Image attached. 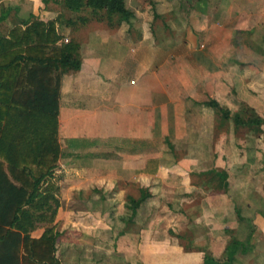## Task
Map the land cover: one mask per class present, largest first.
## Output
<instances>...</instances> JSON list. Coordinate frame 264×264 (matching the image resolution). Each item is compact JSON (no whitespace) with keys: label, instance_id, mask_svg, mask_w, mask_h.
Returning a JSON list of instances; mask_svg holds the SVG:
<instances>
[{"label":"crops","instance_id":"crops-1","mask_svg":"<svg viewBox=\"0 0 264 264\" xmlns=\"http://www.w3.org/2000/svg\"><path fill=\"white\" fill-rule=\"evenodd\" d=\"M153 2L155 11L149 14L148 10L141 13L126 0V8L133 18L128 23L117 20L114 26H99L104 28L100 35L105 40L96 42L94 36L98 31L89 33V30H85L82 41L71 37L72 31L66 36L80 43L82 66L71 75L78 86L68 92L66 103L62 102L61 91L60 117L63 114L68 117L64 126L60 120V142L67 149L63 158L73 163V169L63 179L71 181L73 190H90V193L83 200L87 201L84 207L69 209L75 212L73 218L63 206L64 201L73 200L62 195L57 221L63 230L79 231L89 252H102L100 258L71 254L66 260L69 264H204L206 254L223 262L227 259L230 241L244 234L249 249L237 254L232 264H264L262 203L253 204L252 198L255 200L256 195H251V188L234 191L230 181L226 192L210 189L208 172L203 173L208 176L207 189L218 196L213 197L210 210L207 204L198 206L191 216L189 207H180L183 199L178 197L163 204L164 225L154 228L152 222L140 223L139 214L144 213L157 194L155 185L161 181L165 191L186 184L193 172L191 166L197 169L204 158L203 145L213 147L207 140L202 145L203 138L198 142L193 140L192 133L195 126L202 125L199 115L202 116L204 103L220 102L219 91L225 87L223 82L220 86L219 78L213 77L218 69L213 59L202 53L198 57L195 53L196 37L186 25L185 12L178 18L173 15L175 0ZM3 4L22 7L27 13L18 16L26 19L29 14L40 16L42 0H23L21 4L9 0ZM49 11L44 15L51 14L50 19L57 15ZM181 23L185 25L186 37L181 43H171V29H177ZM98 45L104 47L95 49ZM181 45L186 49L187 58L185 55L181 59L178 55ZM177 60V66L183 69L180 75L175 74ZM190 65H199L205 75H186ZM120 66L125 68L116 74L114 69ZM68 77L64 76L63 80ZM213 122L212 117H207L205 123L215 133L217 124L212 127ZM77 140L80 147L75 143ZM80 169L85 177L77 173ZM141 189H147L151 196L129 221L133 206L128 200H137ZM112 208L120 210L119 215H111ZM41 234L42 230H37L32 237L38 238ZM76 237L70 241L80 244L81 239Z\"/></svg>","mask_w":264,"mask_h":264},{"label":"trees","instance_id":"trees-1","mask_svg":"<svg viewBox=\"0 0 264 264\" xmlns=\"http://www.w3.org/2000/svg\"><path fill=\"white\" fill-rule=\"evenodd\" d=\"M125 1L62 0L60 6L74 18L62 12L49 20L29 14L12 18L9 25L11 9L0 7V264H62L57 221L62 208L59 161L66 155L60 142L61 83L82 66L80 43L66 36L90 23H128L133 14ZM48 2L58 0H42ZM204 105L232 121L235 129L258 122L231 115L215 100ZM207 172L210 189H229L222 172ZM150 196L141 189L137 200H128L133 206L129 221ZM37 230L42 234L33 238ZM248 249L247 243L233 239L225 261L208 257L204 264H232Z\"/></svg>","mask_w":264,"mask_h":264},{"label":"rangeland","instance_id":"rangeland-1","mask_svg":"<svg viewBox=\"0 0 264 264\" xmlns=\"http://www.w3.org/2000/svg\"><path fill=\"white\" fill-rule=\"evenodd\" d=\"M61 1L62 0H58L57 3H42L38 11L39 15L48 20L52 17L51 14L44 15V13L50 10V13H52L51 11L62 12L65 16L67 15L69 18H74V14L64 10V8L62 9L60 6ZM129 1L131 5L138 7L141 13L148 10V13L151 14L155 11V4L153 1L157 0ZM16 2L21 4L23 0H16ZM175 4L176 7H174V11L172 12L173 15L178 18L179 15L183 16L181 13L185 12L183 14L187 17L186 25H188L190 31L192 30L196 37L197 43L195 53L198 57H201V53L202 55L209 56L213 59L214 64L217 65L216 67H218V69H215L213 77L220 79V86L222 82L225 86L219 91L218 100L220 102L218 103L220 106L227 108L231 115H239L243 119L252 118L258 122L235 129L232 121L223 119L222 115L217 110L204 105L202 116L199 115V118L202 117V125H199L200 127L195 126L192 137L193 140L197 142L203 138L201 144L203 141L207 140L213 147L202 144L204 158L197 169L195 166H191L193 167V172L189 174V180L186 184H181L174 190L166 189L163 191L164 185L160 183L161 181L156 185L154 183L157 194H155L154 200L150 201L148 206H146L144 213H140L138 216L141 225L152 222L154 228H159V226L164 225L166 211L164 210L163 204L167 201H174L175 198L181 197L183 201L181 204L179 203L180 207H189L190 211H188V214L191 216H194V210L198 206L204 207L202 205L207 204L208 208L210 207L209 205L213 197L218 196H213L215 193L207 189L206 180L208 176L203 173L208 170L222 171L226 179L228 178L227 181L231 182L234 191L241 189V187H245L246 189L251 188V195H256L255 200L252 198L253 204L259 206V204L262 203L260 206L264 209V0H175ZM0 7H9L11 9L10 19L7 20L8 25L13 21L12 18L21 19L18 16L19 13H27L22 7L15 8L13 5L5 4H1ZM99 26L105 27L106 25L100 24L96 26V23H90V25L86 24L84 27L80 26L79 28L81 29L78 32L72 33L70 36L82 41L81 39L85 34V30H89V33L98 31L97 33L99 34L94 36V38H97L96 42L99 39L105 40V37L100 35L104 28H100ZM184 27L185 25L181 23L177 29H171V43H181L184 41L186 37L184 34ZM177 30L180 32L179 35H177ZM88 36H86V39L90 38ZM99 47L104 46L98 45L95 49ZM178 49H180L178 55L182 59L186 55V49H184L182 45ZM87 51L89 53L92 52L90 49H87ZM178 60L175 62V66H177ZM180 65L181 64H179V66ZM120 67L121 69H119ZM120 67L114 69L117 70L116 74H119V72L125 68L124 66ZM190 67L193 69L187 68L186 70L189 71L186 75H199L200 77L205 75L201 72V67L199 65H190ZM176 70L175 74H183V69L180 70L178 67ZM126 71L125 69V72ZM71 75L72 74H67L66 76L70 77H68L67 80L62 79L61 83V91L63 93L62 102L65 103L67 102L66 98L68 92L73 91V89L78 86L77 81L74 80ZM225 83L230 86H227ZM67 117L66 114L60 117V120L63 122L62 126H64V120H66ZM207 117H212V120L215 122H213L214 125L212 127H215V124H217L215 133H212L211 129L209 130L208 128V124L205 123ZM196 127L199 128V130H197ZM64 128L67 130L68 126ZM77 142L78 140L75 141V143ZM98 142L99 141H96L95 143ZM120 143H122L121 140ZM80 145L79 140L78 146L80 147ZM93 145L95 144L93 143ZM214 152L215 154H212ZM72 164L69 158H62L59 161L60 168H62L64 173L63 178L64 175H68V172L73 169L71 167ZM215 166H217V168ZM65 169L67 170L65 171ZM77 173L85 177L81 169L77 171ZM194 173L195 175H191ZM63 178L61 180L62 195H64L66 199L73 200L72 202L64 201L63 206L71 215V218H73L75 212L69 211V209L76 206L80 207V205L84 207V203H87V201L85 202L83 200L89 196L90 190H73L74 187L71 181ZM82 187L83 189H87L88 186H85L86 188L84 186ZM78 191L81 193L78 194ZM163 192L165 194H163ZM186 193L187 195L185 196ZM117 200L119 201V199ZM118 201L115 203H118ZM240 205L242 206L241 203ZM193 207L194 209L192 211ZM127 208L130 207L128 206ZM112 209L113 212H109L111 215H119L120 210ZM169 221L170 218L166 220V222ZM118 226L119 224H117L114 230H116ZM61 227L62 226H60V231L62 234L60 243L58 242V255L62 264L68 263L66 257H71V254H77L78 257L91 255L93 258H100L102 252L91 253L88 251V247L84 248L83 238L79 231H73L72 228L70 230H63ZM73 228L77 230L76 227ZM71 230L73 232H71ZM75 235L81 239L80 244H73V242L70 241L75 239ZM243 237L244 234L236 236L234 239H241V241L244 242ZM88 258L91 259L90 256ZM206 258H208V256L205 254L203 263ZM244 263L246 264V262Z\"/></svg>","mask_w":264,"mask_h":264}]
</instances>
